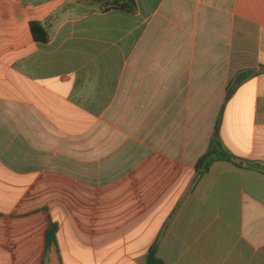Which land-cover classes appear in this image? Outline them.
<instances>
[{
	"label": "crops",
	"instance_id": "obj_1",
	"mask_svg": "<svg viewBox=\"0 0 264 264\" xmlns=\"http://www.w3.org/2000/svg\"><path fill=\"white\" fill-rule=\"evenodd\" d=\"M91 1L0 0V264H264V0Z\"/></svg>",
	"mask_w": 264,
	"mask_h": 264
},
{
	"label": "trees",
	"instance_id": "obj_2",
	"mask_svg": "<svg viewBox=\"0 0 264 264\" xmlns=\"http://www.w3.org/2000/svg\"><path fill=\"white\" fill-rule=\"evenodd\" d=\"M85 5L90 8H92L94 5H98L99 10L103 12L108 10H119L129 14H134L136 11V5L134 0H110L109 2L104 4L101 3V0H95L91 2H86ZM29 31L34 42H38V43L48 42L49 40L48 29L45 27L44 24L40 22H32L29 24ZM216 131L217 129L215 130V132ZM215 148L216 146L214 140H212L207 157L210 156V154ZM205 159L206 158H204L201 161V165H203L204 170L207 169V166L209 164V163L207 164L205 163ZM220 159L234 164L233 160L225 155L222 156ZM55 234H56L55 227H53L49 232H47L46 247L51 248L53 245H55ZM144 264H163L162 260L157 256V245H154L149 250Z\"/></svg>",
	"mask_w": 264,
	"mask_h": 264
},
{
	"label": "rangeland",
	"instance_id": "obj_3",
	"mask_svg": "<svg viewBox=\"0 0 264 264\" xmlns=\"http://www.w3.org/2000/svg\"><path fill=\"white\" fill-rule=\"evenodd\" d=\"M110 0H106V1H101V3H107V2H109ZM98 5H94L92 8H95V7H97Z\"/></svg>",
	"mask_w": 264,
	"mask_h": 264
}]
</instances>
